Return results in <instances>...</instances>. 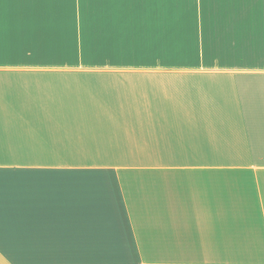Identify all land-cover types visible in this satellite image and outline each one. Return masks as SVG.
<instances>
[{"label":"crops","instance_id":"1","mask_svg":"<svg viewBox=\"0 0 264 264\" xmlns=\"http://www.w3.org/2000/svg\"><path fill=\"white\" fill-rule=\"evenodd\" d=\"M0 264H264V0H0Z\"/></svg>","mask_w":264,"mask_h":264}]
</instances>
